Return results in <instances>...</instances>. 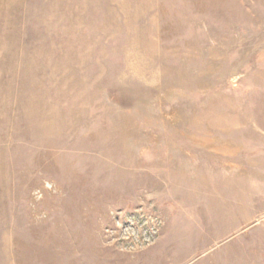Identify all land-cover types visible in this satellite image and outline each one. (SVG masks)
I'll use <instances>...</instances> for the list:
<instances>
[{
    "label": "rangeland",
    "instance_id": "obj_1",
    "mask_svg": "<svg viewBox=\"0 0 264 264\" xmlns=\"http://www.w3.org/2000/svg\"><path fill=\"white\" fill-rule=\"evenodd\" d=\"M0 264H264V0H0Z\"/></svg>",
    "mask_w": 264,
    "mask_h": 264
}]
</instances>
